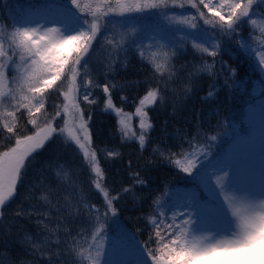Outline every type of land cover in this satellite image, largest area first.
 <instances>
[{"label": "snow or ice", "instance_id": "6c2138e0", "mask_svg": "<svg viewBox=\"0 0 264 264\" xmlns=\"http://www.w3.org/2000/svg\"><path fill=\"white\" fill-rule=\"evenodd\" d=\"M10 2L0 0V6L12 11ZM66 3L70 6L53 9L46 5L35 15L5 19V13H0V24L4 25L0 27V137L8 142L6 150L0 151V234L9 221L7 205L17 196L18 185L37 159L36 154L54 138L64 137L79 149L95 173L92 184L102 193L104 203L103 207L93 204L90 209V219L96 225L91 243L86 248L69 245L59 252L50 250L46 264H206L219 256L235 257L230 264H246L249 254L264 252V103L259 110L258 162L251 158L254 153L251 138L238 142L233 152L218 159L212 148L219 143V133H209L203 144L196 136L191 139L185 136L180 152L154 148V152L202 186L207 199L201 200L195 194L155 199V208L145 218L150 228L148 239L136 241L132 249L124 247L120 232L110 237L107 225L109 221L118 223L117 202L135 197L136 188H147L148 181L139 171H132V183L110 195L103 183L97 148L93 146L90 128L93 114L89 108L85 115L81 107L96 105L98 98L94 92L100 89L105 97L103 110L117 117L121 141L137 140L143 152L153 128L146 109L157 102L162 105L165 97L157 86H150L134 113L117 107L112 95L117 85L111 83L108 75L114 71L117 59H126L129 50L136 48L141 59L153 63L154 71L163 76L161 69L165 65L171 67L172 57L191 37L197 51L213 58L212 64L204 63L199 71L211 73L221 52L220 39L225 38L229 42L236 40L264 72V26L258 36L251 31L247 38L241 36L246 25H257L254 17L258 9H264V0H66ZM185 9L195 11H180ZM148 19L153 23H145ZM145 34L153 42L149 47L156 49L151 57L145 56L143 41L130 39ZM97 49L107 55L90 70ZM216 71L236 74L226 63ZM120 99L126 101L127 97L121 95ZM53 100L58 103L49 105ZM132 115L139 117L138 132L130 127ZM254 116L255 113L249 115L253 126ZM21 122L30 124L34 131L23 134ZM184 143L188 144L187 149ZM118 154L108 150L105 159ZM246 155L249 162L241 165ZM45 163L54 167L59 161ZM46 179L53 182L50 194L52 189L59 191L56 177L49 175ZM42 200L51 203L47 196ZM38 211L34 208L33 214ZM61 212L62 208L57 206V215ZM15 215L23 218L26 213L18 209ZM36 222L44 223L40 219ZM7 226L12 227L11 223ZM26 244L25 252L33 257L45 252L35 240ZM110 244L112 255L118 259L109 258ZM55 247L61 246L57 243ZM19 264L25 261L21 259Z\"/></svg>", "mask_w": 264, "mask_h": 264}, {"label": "trees", "instance_id": "16d2710c", "mask_svg": "<svg viewBox=\"0 0 264 264\" xmlns=\"http://www.w3.org/2000/svg\"><path fill=\"white\" fill-rule=\"evenodd\" d=\"M46 5L53 9L68 6L66 0H11L9 8L12 11H6L0 6V13H5V19L8 16H26L39 12ZM254 18L257 19V25H246L241 31V36L247 38L250 31L259 35L260 28L264 26V9H258ZM145 23L152 24L153 21L148 19ZM3 26L0 24V27ZM130 39L144 42L146 57H151L156 51L155 48L149 47L153 42L147 34ZM193 42L191 37L184 41L180 51L172 57L171 67L165 65L161 69L163 76L154 71L153 63L141 59L136 48L129 50L126 59L118 58L114 71L108 74L111 83L117 85L112 94L113 101L117 107H123L126 113L135 112L139 99L146 95L150 86H157L164 94L162 105L157 102L146 109L153 128L143 152L137 140L121 141L117 117L103 110L105 97L100 89L94 92L98 98L96 105H81L85 115L89 108L93 114L90 124L93 146L97 148V156L104 174L103 183L108 187L110 195L132 183V171H139L148 181L147 188H136L135 197L129 196L117 202L119 215L115 220L118 223L109 221L107 225L108 233L122 234L123 245L128 249L134 248L136 241L143 242L148 239L150 228L145 218L155 208V199L165 196L180 198L191 194L201 200L207 199V192L202 186L168 163L158 152H154V148L159 146L164 150L180 152L182 138L185 136L188 139L196 136L203 144L209 133H219V143L212 148L214 154L218 153V159L225 158L238 147V142L242 143L249 138L254 141V153L259 149L258 115L260 106L264 103V72L256 67V62L251 56L241 50L236 40L229 42L225 38L220 39L221 52L215 58L214 70L211 73L201 72L199 69L204 63L212 64L213 58L207 53L197 51ZM106 55L101 49H97L89 69L100 64ZM222 63L234 68L235 76L227 71L217 74L216 70L220 69ZM172 72L175 74L169 78ZM97 79L103 82L99 77ZM210 92L213 95L210 96ZM121 95L126 96L127 100L121 101ZM52 103L58 101H49V105ZM49 110L51 111V107ZM253 113L256 114L253 117L256 121L254 126L249 122V115ZM129 123L133 130L139 129V117L132 115ZM19 127L23 134H31L34 131L30 124L25 125L23 122ZM7 143L0 137V151L6 150ZM183 147L187 149L188 144L184 143ZM108 150L119 154L105 159ZM36 156L37 159L28 168L23 182L18 185L17 196L7 205L9 221L0 234V264H12L13 260L19 264L21 259L25 264H34L37 260L39 264H46L50 250L59 252L61 248H67L69 245H82L86 248L91 243V233L95 231L96 225L90 219V209L93 204L103 207L104 203L102 193L92 184L95 173L91 172L79 149L73 143L66 142L64 137L54 138ZM48 160L59 163L53 167L45 163ZM248 162L249 160L243 161L241 165ZM46 169H50V172ZM49 175L56 177L55 182L59 189H52L51 194L49 190L53 182L46 179ZM44 196L51 201L50 204L42 200ZM57 206L62 208L60 215H57ZM34 208L39 210L36 214H33ZM18 209H22L26 216L16 217ZM37 219L43 220L44 223L37 224ZM8 223H11V228L7 226ZM109 236L115 235L109 233ZM30 240L37 241L39 248L45 249L41 256L33 257L25 252L26 241ZM57 243L61 247H55ZM253 256L249 254L246 263L264 264L261 255L254 256V260Z\"/></svg>", "mask_w": 264, "mask_h": 264}, {"label": "rangeland", "instance_id": "374dc122", "mask_svg": "<svg viewBox=\"0 0 264 264\" xmlns=\"http://www.w3.org/2000/svg\"><path fill=\"white\" fill-rule=\"evenodd\" d=\"M58 1H60V0H58ZM70 5H68L67 7H69ZM36 13H34L33 15H35ZM258 120L260 121V116L258 115ZM259 126H260V122H259ZM259 129V134H258V138H257V140H259V135H260V128H258ZM139 131V129L137 130V132ZM258 150L257 151H255V153H253L252 155H255V154H257V153H260L261 152V149H260V143L258 144ZM249 160V157L246 155L244 158H242L241 159V161H240V163L241 162H243V161H248ZM109 233H112V234H114V235H116V232H109ZM110 253H112V251H110L109 252V258L110 259H114L113 257V255L112 254H110ZM259 254H263L264 255V252H256V253H254L253 255L254 256H257V255H259ZM235 257H231V256H219V257H213V258H211V259H209L207 262H206V264L207 263H209V264H230V262H231V260L232 259H234ZM247 261H248V259H247ZM246 264H248V263H246Z\"/></svg>", "mask_w": 264, "mask_h": 264}]
</instances>
